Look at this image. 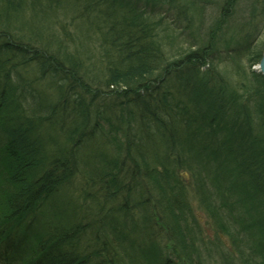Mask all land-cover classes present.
I'll list each match as a JSON object with an SVG mask.
<instances>
[{
    "label": "trees",
    "instance_id": "obj_1",
    "mask_svg": "<svg viewBox=\"0 0 264 264\" xmlns=\"http://www.w3.org/2000/svg\"><path fill=\"white\" fill-rule=\"evenodd\" d=\"M45 1L50 6L44 0H0V257L13 252L20 264H204L199 247L206 242L176 170L179 163L191 167L185 158L188 149L172 160H156L146 154L142 128L128 135L131 149H126V127L134 120L133 109L140 108L141 121L154 138L162 141L186 130L195 135L202 158L218 163L225 181L221 192L212 191L204 181L208 175L201 172L200 202L215 223L225 217V197L240 204L242 213L238 210L233 214L237 221H231L240 229L232 232L229 221L219 226L234 248L244 246L236 247L245 249L236 264H264V77L251 68L264 41L262 49L249 52L248 70L236 71V76L205 66L228 19L238 22V0L214 5L218 17L202 36L206 42L201 39L197 48L189 43L170 55L159 41L165 5L199 18L203 1ZM259 6L264 16V3ZM48 13L71 23L84 19L91 34L102 36V49L106 42L109 48L96 55L99 70L83 65L70 31L56 37ZM23 14L40 16L38 31L24 29L30 24ZM255 21L250 18L246 24L258 26L260 19ZM240 34L233 31L231 37ZM111 48L115 58L108 57ZM110 93L119 99L121 116L116 117L124 126L118 128L123 138L108 136L113 153L92 162L84 157L85 172L78 165L80 149L90 148V137L97 132H106L98 120L88 131L90 118L84 117H91L93 109L99 119L96 102ZM102 118L114 132L118 125ZM163 131L166 136H160ZM74 175L81 183L73 186L78 192L73 203L67 182ZM139 185L150 196L137 203L131 198L140 192L135 190ZM157 222L163 232L155 228Z\"/></svg>",
    "mask_w": 264,
    "mask_h": 264
},
{
    "label": "rangeland",
    "instance_id": "obj_2",
    "mask_svg": "<svg viewBox=\"0 0 264 264\" xmlns=\"http://www.w3.org/2000/svg\"><path fill=\"white\" fill-rule=\"evenodd\" d=\"M201 1H203L202 6L204 8V12H201V16H199V18H198V15H194V17H190L187 15L186 17L183 14L182 16L175 9H172V8L166 9L168 4L165 5V12L162 13L163 14L162 22L160 23V26H159V28L161 29L159 41L162 44V47L165 49L164 51L167 52L166 53L167 55H170V53H172L173 50L184 49V48L186 49L188 46H190L189 43H191L192 48H197L201 44V39H202V43L207 41L206 37H202V36L205 31L206 33L208 32L210 25L213 24L215 19L218 17L217 15L218 12H217L216 7H214V5L215 4L216 6L221 5V3L224 0H209L210 2L208 0H201ZM259 2L262 5V3H264V0H252V1L238 0V4L236 5V10L239 9L237 12H239L240 14L238 22L237 21L232 22L233 20L228 19V22L226 25L227 27L226 29H224L225 32L223 36L219 39L218 44L214 45L216 50L215 52H213V54L209 55V60L207 61V64L212 65V66L214 65L215 72H217V70L219 72L220 70L221 73L228 75L229 77H233L234 75L236 76L237 75V73H235L236 71L245 72L248 70L247 58H248L249 52H252L257 49H262L263 47L262 43L264 41V16H263V13L260 12L261 7L259 6ZM252 4L254 8L252 9V11H250L251 9H249V7L252 6ZM22 16L23 18L25 17L24 14ZM39 17L40 16L37 14L30 18V15L27 14L26 17L24 18L26 23L30 24L27 27L28 29L26 28L24 29L27 31H30V34L34 33L35 30L38 31L36 27L37 22L35 21L40 20ZM45 17L51 18V21L53 22V24H51L52 26L51 28H52V31L56 34V37H58V39L60 38L62 34H64L65 29L71 32L72 36L70 37V39L71 41L76 42L77 45L79 46L77 55L81 56L80 58H82L84 60V63H86L83 65H87L89 67L87 69H90L91 72H93L94 68L92 67L94 66L95 68L99 70V68L97 67L98 62L96 60L97 58L96 55H100V53L102 55L105 54L104 48L105 47L109 48L107 47L109 46V44L106 42V43H103L106 45L102 49L101 43H102L103 38L101 35H99L98 33H93V32L91 34V32H89L90 31L89 28L84 23V19H81L78 17L75 19H72V23L69 20V18L67 19V17L64 20V18L61 17V14L52 15L48 13L47 15H45ZM155 18H158V17H155ZM250 18L253 20V22H256L255 20L260 19L259 21L260 23L257 24L259 27L258 26L254 27L252 26L253 24L252 25L246 24V22H248ZM62 20H63V23H62ZM240 26L241 28H238ZM24 27H26V25H24ZM232 30L235 31V33L237 31H241L242 34L231 37V35L233 34ZM165 32L167 34L165 36H162V34H165ZM193 42L195 43V45L193 44ZM56 48L59 49L58 46ZM71 49L76 51L77 46L72 45ZM113 51L114 50L111 48L110 50L111 55L109 56L107 55V56L108 57L113 56L112 58H115V56L112 55ZM168 51H171V52H168ZM263 51L264 50H262V52ZM251 68H253V66ZM175 82H178V81L174 80L173 83L179 84V82L178 83H175ZM160 84L161 82L158 84V86H160ZM172 89L175 90L174 87H172ZM102 98L98 100L99 101L98 103L96 102V106H95L97 107L96 113L99 119L94 118L95 110L93 109L91 111H88V112H92L91 117H84V119L90 118L89 120L90 122L87 126V129L88 131L93 130L94 127L92 126L95 123V121L98 120L100 127H103V130L106 133L110 132V128H109L110 126L106 122L103 121L102 117H105L107 118L106 120L109 121V123L113 124L112 126L118 125L116 130H114V132L111 131L112 132L111 135L114 134L117 136H121L122 133L121 131L119 132L118 130L124 129V126L121 124L122 123L120 121L121 119L119 117H118L119 119L116 117L117 115L121 116L119 115L120 106L118 103L119 101L118 96H116L114 93H110V94L103 96ZM139 110L140 108L133 109V115L135 116L134 120L132 121L131 125L129 124L130 126L126 127V131L127 132L129 131L128 134L126 133L127 134L126 135L127 136L126 149L127 148L131 149V147H128V144L131 145L128 135L131 134V136L133 137V134H139L141 128L144 131L143 144L145 145L144 147H146V154L149 156H152L154 154V156H157V157H154V159L156 160L162 161L161 159H164V157L166 159L172 160L171 156L173 157L174 155L178 154V152H181L182 148L184 150L188 149L187 154L189 155H187L185 158H188L190 160V163H191L190 166L192 168L190 167L189 169H186L184 168L185 166H181V164L179 163L180 166L176 167V170L178 172V176H180V178H182L184 183L186 184V191H185L186 199L190 203L194 215L198 217V223L200 225V230L201 232H203V236L206 242L203 244L200 243L199 261L204 264H228V262H234L236 264V263L241 262L240 257L245 256V249H239L236 247L238 246L241 247L240 245L242 244L239 243L234 248L232 244L233 242L229 234L224 232L219 226V222H222L223 224H225V223H228L229 221V224H226V225L229 226V229L232 232H236L238 229H240L239 226L236 225V223L234 224V222H236L237 220H235L234 215H233V214H236L238 210L240 214L242 213V209H241L242 207L240 206V204L233 205L232 200L229 197L227 198L225 197L224 200L227 206L223 209V212L224 211L226 212L225 213L226 219L225 217L218 218V223H215V221L210 217V215L208 214L206 209L203 207L199 199L200 193L198 192L197 189L199 186H202L201 179H200V176H202V173L208 175V178H206V180L203 178L206 185L212 191L215 190V193L221 192V189L225 181L222 182L220 180L221 172L218 171V166H217L218 163L216 164V162L213 160L208 161L207 158H204V157L202 158L201 148L200 147L198 148L197 143H194L193 137H195V135L185 133L186 130L183 131L181 134H178V133L171 134L169 137L163 139L162 141L154 138L156 135L155 136L151 135L149 133L150 131L147 130V126L143 124V120L141 121L142 117L140 118ZM172 125H175V123H172ZM132 128L134 129L131 130ZM151 131L154 132L153 129H151ZM162 134L163 135H160V134L159 135L166 136V133L164 131L162 132ZM121 138L123 137L121 136ZM90 139H91L90 142L92 143L91 145H89L90 148L87 147L86 150L80 149V152L83 154V156L81 157V159L78 160L79 162L77 161L79 165V169L85 170V172L87 171L89 167L86 166L85 164H82L84 157L86 160L90 159V161L92 162L91 158L98 157L99 159L100 156L111 153L113 150L112 142L107 141L106 134L105 133L102 134L101 131L97 132L96 135L91 136ZM133 150L135 151V149ZM137 150L142 151V148L138 147ZM169 153H171V155H169ZM133 157L135 159H138V157L140 158L139 155L138 157L133 155ZM175 160L179 162L181 161V159L179 158ZM191 169L194 170L193 173ZM208 180L209 182H207ZM72 182H73V185H72ZM80 183H81V179H78V177L75 175L71 177V181L69 180L67 182V186L70 187V189H68V193L70 194V196H72V198L70 197L71 201L72 199L74 201L77 200L76 196L78 195V192L73 190V186L79 187ZM64 189L65 188L63 187L59 189L61 194L65 193ZM135 190L136 191L140 190V192L138 194L135 193V196L137 197L134 196L133 198H131V201L136 200V202L139 203L142 201L143 198H148L150 196L149 190L147 191L148 194L145 196L144 190H142L141 185L136 186ZM118 201L120 202V199ZM118 201L115 203H118ZM140 219H141V216L137 215L135 217V220L139 225H140L139 223ZM231 221H234V222H231ZM158 225H159L158 222L157 224L155 223V228L158 230V232H163V227L162 226L159 227ZM149 226L147 230L150 232L151 228H149ZM159 240L160 239L158 240L156 239V241H159ZM163 241L160 240L158 243L161 244ZM242 248H244L243 245H242Z\"/></svg>",
    "mask_w": 264,
    "mask_h": 264
},
{
    "label": "bare ground",
    "instance_id": "obj_3",
    "mask_svg": "<svg viewBox=\"0 0 264 264\" xmlns=\"http://www.w3.org/2000/svg\"><path fill=\"white\" fill-rule=\"evenodd\" d=\"M62 2L64 3V0H62ZM44 4H45V6H47V7L50 6V3L47 2V1H45V0H44ZM156 20H159V17L156 18ZM161 21H162V20H161ZM261 55H262V54H261ZM19 71H20V69H19V70H16L14 76L17 77L18 74H19ZM204 73H205V72H204ZM31 84H32L33 87H38V86H39L37 82H36V83H32V82H31ZM197 87H198V86H197L196 84H194L192 88L195 89V88H197ZM42 93L44 94V96H46V92H42ZM106 136H107V138H108V136H110V137H109V139H110V138H111V134H110V132H107V133H106ZM113 141H115V140H113Z\"/></svg>",
    "mask_w": 264,
    "mask_h": 264
},
{
    "label": "water",
    "instance_id": "obj_4",
    "mask_svg": "<svg viewBox=\"0 0 264 264\" xmlns=\"http://www.w3.org/2000/svg\"><path fill=\"white\" fill-rule=\"evenodd\" d=\"M258 70L264 76V51H263V53L260 57L259 63H258Z\"/></svg>",
    "mask_w": 264,
    "mask_h": 264
}]
</instances>
